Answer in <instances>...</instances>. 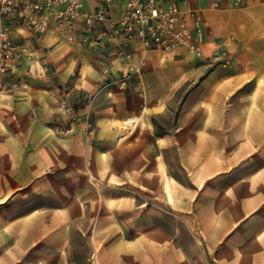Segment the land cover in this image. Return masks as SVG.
I'll use <instances>...</instances> for the list:
<instances>
[{"label":"crops","instance_id":"obj_1","mask_svg":"<svg viewBox=\"0 0 264 264\" xmlns=\"http://www.w3.org/2000/svg\"><path fill=\"white\" fill-rule=\"evenodd\" d=\"M216 1L190 0L203 57L150 49L124 82L138 42L122 61L80 19L73 42L14 24L30 48L0 74V264H264V0ZM67 87L89 125L56 124Z\"/></svg>","mask_w":264,"mask_h":264},{"label":"built area","instance_id":"obj_2","mask_svg":"<svg viewBox=\"0 0 264 264\" xmlns=\"http://www.w3.org/2000/svg\"><path fill=\"white\" fill-rule=\"evenodd\" d=\"M232 6L243 7L246 0H229ZM86 3H96L101 8L86 9ZM221 2H210L211 9ZM116 6L121 13L114 14ZM201 9L190 7V0H0V74H10L11 62L20 53H27L30 46L14 43L11 34L14 24H25L37 36H43L51 23L60 29L70 42L77 32V21L81 20L84 43H96L104 38L120 40L122 45L115 55L122 61H131L132 51L125 46L138 42L142 57L137 65H131L124 76H117L124 82L131 75L140 73L146 66L145 53L157 49L163 53L186 50L188 54L201 58L204 54V20ZM212 63L225 67L230 64L228 54L219 49L213 53ZM104 74L112 75L108 67ZM64 94L58 100L62 114L78 117L70 99Z\"/></svg>","mask_w":264,"mask_h":264},{"label":"rangeland","instance_id":"obj_3","mask_svg":"<svg viewBox=\"0 0 264 264\" xmlns=\"http://www.w3.org/2000/svg\"><path fill=\"white\" fill-rule=\"evenodd\" d=\"M69 88H65L61 94V96L59 97V99L64 95L66 94L65 96L67 98L70 99V103H71V106L73 108V110L76 111V113L78 114V117L76 116H72V115H65V114H62L61 113V110H59V107H58V102L56 103V108L58 110V117L59 119L56 121V124L59 125L60 127H67V128H72L73 126L75 125H78V124H81V123H86L87 125H89L91 123V113L90 111L89 112H86V113H83V112H80L78 107L80 106V102H77V101H73L71 96L69 95ZM94 100V96L92 98V102ZM83 102V101H82ZM92 131H89V134H91ZM143 195L140 194V193H137L136 194V199L138 201H142L143 200ZM158 201V198H152V201Z\"/></svg>","mask_w":264,"mask_h":264}]
</instances>
